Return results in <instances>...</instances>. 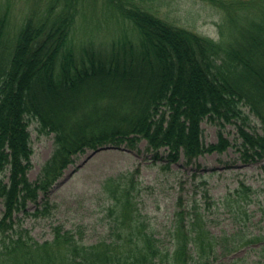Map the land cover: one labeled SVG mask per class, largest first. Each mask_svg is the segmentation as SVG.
Wrapping results in <instances>:
<instances>
[{
  "label": "trees",
  "instance_id": "trees-1",
  "mask_svg": "<svg viewBox=\"0 0 264 264\" xmlns=\"http://www.w3.org/2000/svg\"><path fill=\"white\" fill-rule=\"evenodd\" d=\"M151 1L32 0L18 23L13 2L0 4V264H215L242 246L211 233L198 204H180L164 246L123 181L112 190L105 185L114 219L96 243L61 225L39 242L18 217L47 212V201L33 213L28 204L88 149H136L146 139L155 159L164 157L162 148L168 152V163L181 153L192 162L223 152L229 140L220 132L206 145L202 121L245 122L244 106L262 126L239 125V149L245 160L264 156V0H209L224 10L219 39L159 16ZM108 32L107 43L96 40ZM31 120L55 138L36 181L28 176Z\"/></svg>",
  "mask_w": 264,
  "mask_h": 264
},
{
  "label": "rangeland",
  "instance_id": "rangeland-1",
  "mask_svg": "<svg viewBox=\"0 0 264 264\" xmlns=\"http://www.w3.org/2000/svg\"><path fill=\"white\" fill-rule=\"evenodd\" d=\"M4 2L0 0V4ZM11 2L13 18L17 19L13 21L18 23L29 11L32 0ZM151 4L159 16L176 25L214 39L220 37L224 10L209 0H152ZM111 36L110 32L107 36L102 33L96 40L107 43ZM244 110L249 116L245 122L240 119L222 125L203 120L202 140L206 145L217 142L220 132L230 145L223 152L201 154L192 162L181 153L177 162L168 163L165 157L168 152L163 148L164 157L155 159L146 139L139 141L136 149L111 144L99 150L88 149L75 157L46 195L40 193L36 202L28 204V211L33 213L37 208L44 209L47 201V212L39 215L20 212L18 217L39 242L52 239L54 226L61 225L77 233L86 244L96 243L108 236L114 219L109 209L112 198L105 185L110 184L112 190L123 181L128 188L133 186L134 209L146 218L164 246L171 245L170 230L180 204L188 207L198 204L206 214L211 233L226 236V246L238 239L242 243L227 255L221 254L215 264H232L235 259L239 260L236 264L264 262V248L261 249L264 245V156L245 160L239 149L242 142L239 125L252 131H261L262 125L249 106H244ZM29 130L34 152L28 176L36 181L55 149V138L54 133L40 131L35 120L30 121ZM243 184L251 187V191L245 193ZM237 189H240L238 198ZM3 209L0 199V217ZM254 236L261 239L244 244Z\"/></svg>",
  "mask_w": 264,
  "mask_h": 264
},
{
  "label": "water",
  "instance_id": "water-1",
  "mask_svg": "<svg viewBox=\"0 0 264 264\" xmlns=\"http://www.w3.org/2000/svg\"><path fill=\"white\" fill-rule=\"evenodd\" d=\"M107 147H110V145L99 147L97 150L107 148Z\"/></svg>",
  "mask_w": 264,
  "mask_h": 264
}]
</instances>
